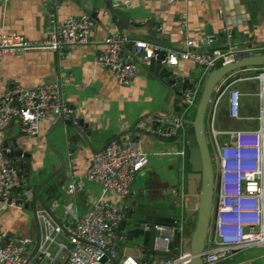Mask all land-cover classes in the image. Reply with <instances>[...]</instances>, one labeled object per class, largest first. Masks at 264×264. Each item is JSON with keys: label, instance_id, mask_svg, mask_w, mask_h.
<instances>
[{"label": "crops", "instance_id": "1", "mask_svg": "<svg viewBox=\"0 0 264 264\" xmlns=\"http://www.w3.org/2000/svg\"><path fill=\"white\" fill-rule=\"evenodd\" d=\"M81 14L94 16L87 44L61 56L50 50L4 55L0 61V92L14 86L28 88L38 84H58L62 100L73 110L74 118L85 124L81 129L90 133L89 141L94 149L110 139L128 135L145 154L147 165L134 177L123 221L132 218L131 212L173 218L175 223L171 226L180 228L181 233L187 228L190 239L193 224L184 216L186 175L190 167L187 145L168 136L161 139L152 135L149 123L154 116H167L174 107L182 106L181 86L200 89L202 69L185 61L170 67V72L162 68L154 72L148 70V66L138 67L128 85H119L112 72L97 65L96 57L103 48L104 38L120 34L131 39L149 40L163 49L173 50H184L188 40H199L210 34L214 36V42L209 47H200L199 51L225 49L224 44L229 40L230 45L240 50L264 52V0H189L186 3L174 0H0V32L41 41L65 18ZM157 27L161 28L160 33ZM257 69H243L237 80L221 94L216 96L214 93L212 105L208 107L205 129L209 127L215 150L218 194L223 191L221 180L226 181L227 175L221 178L216 146L229 142L231 132L251 133L259 128L258 116L261 105L264 106V94L261 98L258 74L264 69ZM230 91L238 93L237 117L230 113ZM191 110L181 108L179 115L174 112V117L188 119ZM216 114L219 117L215 124ZM59 120L55 115L45 120L38 138L33 140L23 137L16 123L0 133V147L29 154L31 166L39 174L33 175V184L47 178L59 167L55 152L64 159L65 170L39 191L40 198L52 213L49 219L53 222L67 221L73 215L80 217L101 193L98 184L84 180L94 153L76 132L64 125L58 126ZM137 125L141 127L137 128ZM184 148L185 155H178L177 151ZM71 180H81L83 186L67 194L66 188ZM31 198L32 193L19 195L17 201L23 203L22 207L0 208V236L24 238L30 246L34 245L37 226L30 207ZM108 198L117 201L111 194ZM35 210L36 215L45 210L37 199ZM38 223L41 230L39 219ZM130 228L131 224L127 223L119 239L114 240L116 251L123 253L130 245L124 240ZM189 239L181 236L178 252L188 250ZM59 240L65 242L63 238ZM183 242L187 247L181 248ZM171 250H174L172 246ZM56 251L54 247L51 249L52 254ZM260 256H264V251ZM132 257L144 264L156 261V256L150 254ZM255 259L242 250L220 258L214 264H257Z\"/></svg>", "mask_w": 264, "mask_h": 264}, {"label": "built area", "instance_id": "2", "mask_svg": "<svg viewBox=\"0 0 264 264\" xmlns=\"http://www.w3.org/2000/svg\"><path fill=\"white\" fill-rule=\"evenodd\" d=\"M174 1L186 3L189 0ZM92 25L93 19L89 14L69 16L41 41H31L12 32H0V61L6 54L28 50H50L61 56L66 51L87 44ZM156 30L161 32L160 27ZM213 42L214 36L207 34L199 40H188L184 50H173L163 49L149 40L131 39L123 34L111 35L102 40L103 48L96 57V63L112 72L119 85H128L135 77L138 67L148 66L151 59H156L169 68L176 66L179 61L191 62L202 69L204 77L217 61L223 60V63H227L240 54L252 52L230 45L229 40L224 44L225 49L199 51L200 47H209ZM162 53L164 58L157 59ZM258 78L261 81L262 98L264 72H260ZM229 93L230 113L237 117L238 93ZM198 97V88L183 90L180 102L185 107L184 110L195 108ZM54 115L62 117L63 120L71 117L75 120L73 110L62 100L58 84H38L28 88L14 86L0 92V133L12 123H16L23 137L29 140L37 139L45 120ZM258 121L259 128L256 131L231 132L229 142L221 147L216 146L221 178L229 176L228 178L233 180L229 187L235 192L224 194L227 185L221 180L223 191L217 197L216 219L212 235L207 239L202 255L203 264H214L220 258L248 248L264 247L263 104ZM140 127L137 125V128ZM178 128L180 125L175 126V129ZM180 140L182 145L186 144L182 137ZM14 150L6 146L0 147L2 209L22 207L23 203L17 201V196L31 193L23 185V169L18 163L23 158L15 159L12 155ZM177 154L184 156L185 148L177 151ZM242 155L244 157L241 158ZM146 165L145 154L128 135L111 141L101 152L92 155L84 175V180L101 187L99 197L85 213L80 217L73 215L67 221L53 222L45 210L38 212L41 235L37 252L31 257L33 246L28 244L27 239L0 236V264H100L103 258L107 259L106 263L112 264L111 260L116 254L114 240L129 206L131 185L135 175ZM227 165L241 169L231 173L225 172ZM79 186H83L81 180H71L66 193H74ZM110 194L115 196L117 201L110 200ZM231 217L243 219L244 223L227 224L221 221ZM154 228L157 235L153 242V251L162 257L168 256V259L161 257L151 264H189L188 250L172 255L171 243L175 231L179 233V244L181 242L180 228L162 225H155ZM59 238H63L66 244ZM53 247L57 250L55 254L51 252ZM117 261L118 264H144L129 255Z\"/></svg>", "mask_w": 264, "mask_h": 264}, {"label": "water", "instance_id": "3", "mask_svg": "<svg viewBox=\"0 0 264 264\" xmlns=\"http://www.w3.org/2000/svg\"><path fill=\"white\" fill-rule=\"evenodd\" d=\"M90 17L94 18V16L91 15ZM162 58H164L163 53L157 59L160 60ZM260 67H264V52L240 54L227 63H223V60L217 61L202 79L199 89V98L191 120L183 119L179 116L174 117V112L179 115V110L185 108L182 105L174 107L167 116H154L153 121L149 123L152 125L150 128L152 135L161 139L168 136V138L173 140L176 139V141H180V138L182 137L187 145L190 167L189 172L186 175L187 200L185 202L184 216L188 222L193 224V231L188 242V252L190 255L189 264H203L202 255L206 247L207 239L212 235L216 215L217 198H214V194H217L219 189L218 181L215 178V171L218 172V167L213 163L205 134L208 107L213 101L214 93H216V96L221 94L228 85L237 80L243 69ZM160 68L165 69L166 72H170L169 67L165 66V64L159 65L156 59H151L148 65V70L155 72ZM181 88L182 90H185L186 88L190 89L191 87L181 86ZM61 125L76 132L93 153L101 152L111 141L114 140L110 139L100 148L94 149L89 141L90 133L81 129L82 127H85L82 120H74L72 117L68 120H63L61 117L58 126ZM176 125H180V128L175 129ZM159 130L161 131V134L158 133ZM142 131H144V128ZM46 143L48 147H50L48 141H46ZM55 154L59 160V167L52 174L47 176V178L33 184L34 176H39V174L34 172L30 163L29 154L22 150L12 152L13 157L24 158L18 162L23 169V185L25 189L32 193L30 207L32 208L37 226V234L31 257L38 250L41 235L35 210V201L37 199L46 212L52 216L49 207L40 198L39 191L50 182L54 176L65 170L64 159L58 153L55 152ZM131 214L132 218H129L126 222L122 221L115 237V240H118L121 232L125 230V225L127 223L131 224V228L127 230L124 237V240L130 245L123 253L116 251L115 257L111 260L112 264H118L117 260L120 259L123 254L131 256L141 254L143 257H147L150 254L156 256L154 258L156 261L159 260L162 256L153 251V242L157 235L154 226H171L175 223V219L141 216L134 212H131ZM145 228H148V230ZM179 240V233L175 231L171 243V246L174 248L172 255L178 253ZM162 258L167 260L168 256H163ZM106 260V258H103L100 264H105Z\"/></svg>", "mask_w": 264, "mask_h": 264}, {"label": "rangeland", "instance_id": "4", "mask_svg": "<svg viewBox=\"0 0 264 264\" xmlns=\"http://www.w3.org/2000/svg\"><path fill=\"white\" fill-rule=\"evenodd\" d=\"M211 105H212V103H211ZM217 110V109H216ZM192 112L193 111H190V112H188V115L189 116H191V114H192ZM218 114H216L215 116H214V120H215V124H216V122H217V119H218ZM206 125H207V121H206ZM214 126V125H213ZM205 134H206V137H207V142H208V146H209V149H210V152H211V155H212V159H213V163L215 164V162H214V159H215V153H214V147H213V144H212V142H211V138H210V132H209V127L207 126L206 127V129H205ZM219 139H220V137H219ZM218 139V140H219ZM242 157H244V155H242L241 156V158ZM227 170L228 171H230V172H236L238 169H241V167H235V166H231V165H227ZM216 176H217V174H216ZM229 177V176H228ZM228 182V183H227ZM231 182H233V180L232 179H226V185H227V187H226V189H227V192H229L230 194H233L234 192H235V190H233V188H230L229 187V184L231 183ZM219 190V189H218ZM224 220H226V223L227 224H230V223H232V224H235V223H240V224H242V223H244V220L243 219H241V220H239V219H237V218H233V217H231V218H224ZM181 236H185L186 237V239H187V241H188V239H189V234H188V232H187V228L184 230L183 229V231H182V233H181ZM138 241V240H137ZM136 241V242H137ZM183 247H187V243H181V248H183ZM245 251H247V253H249L250 255H252V257H255L256 259V263L257 264H264V256H260V254L261 253H263V251H264V249H259V248H253V249H245ZM243 256L245 255V254H242Z\"/></svg>", "mask_w": 264, "mask_h": 264}, {"label": "bare ground", "instance_id": "5", "mask_svg": "<svg viewBox=\"0 0 264 264\" xmlns=\"http://www.w3.org/2000/svg\"><path fill=\"white\" fill-rule=\"evenodd\" d=\"M225 171H227V168H226V167H225ZM227 172H228V171H227ZM227 178H228V176H227ZM224 181H225V180H224ZM225 182H226V181H225ZM227 183H228V182H227ZM224 194L229 195L230 193L224 190ZM225 205L228 206L227 203H226ZM240 220H241V219H240ZM221 221H222V222H226V220H224V219H221Z\"/></svg>", "mask_w": 264, "mask_h": 264}, {"label": "trees", "instance_id": "6", "mask_svg": "<svg viewBox=\"0 0 264 264\" xmlns=\"http://www.w3.org/2000/svg\"><path fill=\"white\" fill-rule=\"evenodd\" d=\"M260 68H261V67H260ZM191 111H193V112H192L191 116L188 117V119H190V120H191L192 117H193V114H194V108H193Z\"/></svg>", "mask_w": 264, "mask_h": 264}, {"label": "flooded vegetation", "instance_id": "7", "mask_svg": "<svg viewBox=\"0 0 264 264\" xmlns=\"http://www.w3.org/2000/svg\"><path fill=\"white\" fill-rule=\"evenodd\" d=\"M216 197H217V194L215 193V194H214V198H216Z\"/></svg>", "mask_w": 264, "mask_h": 264}, {"label": "clouds", "instance_id": "8", "mask_svg": "<svg viewBox=\"0 0 264 264\" xmlns=\"http://www.w3.org/2000/svg\"><path fill=\"white\" fill-rule=\"evenodd\" d=\"M217 197H218V193H217ZM217 197H216V198H217Z\"/></svg>", "mask_w": 264, "mask_h": 264}]
</instances>
